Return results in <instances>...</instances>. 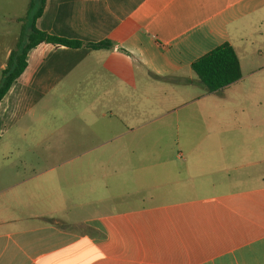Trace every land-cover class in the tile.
Wrapping results in <instances>:
<instances>
[{"label": "crops", "instance_id": "obj_1", "mask_svg": "<svg viewBox=\"0 0 264 264\" xmlns=\"http://www.w3.org/2000/svg\"><path fill=\"white\" fill-rule=\"evenodd\" d=\"M34 26L81 45L30 48L1 117L28 94H79L102 143L165 148L138 165L89 149L36 171L0 161V264H264V0H45ZM224 42L241 78L209 92L191 63Z\"/></svg>", "mask_w": 264, "mask_h": 264}, {"label": "rangeland", "instance_id": "obj_2", "mask_svg": "<svg viewBox=\"0 0 264 264\" xmlns=\"http://www.w3.org/2000/svg\"><path fill=\"white\" fill-rule=\"evenodd\" d=\"M28 0H0V63L4 57L5 49L14 47L20 28L24 24V32L29 30V23L25 19L26 4ZM18 18L23 20L18 21ZM252 37H258L248 30ZM251 36V35H250ZM264 56V44L261 45ZM1 77V71H0ZM246 84L250 83L246 79ZM233 92V99H237ZM28 94V99L19 101L13 109H7L5 115L0 116V161L7 167H23L33 171L52 166L66 165L71 155L89 149L95 165H138L146 164L147 149L165 148L164 140H135V141H109L102 143L108 131L95 119L94 113L100 108L91 110V107H82L78 100L79 94ZM97 94L88 93L89 98ZM240 101H236L237 104ZM3 107V103H2ZM1 107V108H2ZM237 107V106H236ZM244 106L243 118L251 117V110ZM2 111L0 109V115ZM84 120L87 123H83ZM163 122L139 127L138 134H162ZM77 136L75 142L67 140L68 134ZM125 139V138H124ZM171 142V147H174ZM126 147V149H125ZM121 150L120 156L96 157L98 151ZM133 149V150H131ZM79 159L75 163H77ZM93 164V163H92Z\"/></svg>", "mask_w": 264, "mask_h": 264}, {"label": "trees", "instance_id": "obj_3", "mask_svg": "<svg viewBox=\"0 0 264 264\" xmlns=\"http://www.w3.org/2000/svg\"><path fill=\"white\" fill-rule=\"evenodd\" d=\"M45 0H28L25 19L29 22V30H21L14 47L6 61L0 77V101L10 87L18 79L26 66L25 56L30 48L41 42L59 43L70 47H78L81 42L50 35L34 26L35 19L41 14ZM110 41L90 44L92 48L110 47ZM191 69L198 79L212 92L221 89L241 78L238 56L231 44L224 42L198 57L191 63Z\"/></svg>", "mask_w": 264, "mask_h": 264}]
</instances>
